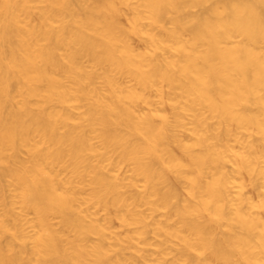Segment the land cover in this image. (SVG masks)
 Segmentation results:
<instances>
[{"label": "bare ground", "instance_id": "6f19581e", "mask_svg": "<svg viewBox=\"0 0 264 264\" xmlns=\"http://www.w3.org/2000/svg\"><path fill=\"white\" fill-rule=\"evenodd\" d=\"M0 264H264V0H0Z\"/></svg>", "mask_w": 264, "mask_h": 264}]
</instances>
